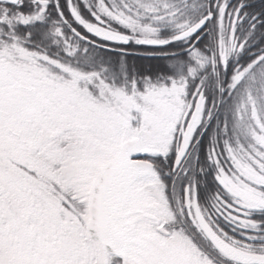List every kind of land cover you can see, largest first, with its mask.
Returning a JSON list of instances; mask_svg holds the SVG:
<instances>
[{
	"label": "snow or ice",
	"instance_id": "obj_1",
	"mask_svg": "<svg viewBox=\"0 0 264 264\" xmlns=\"http://www.w3.org/2000/svg\"><path fill=\"white\" fill-rule=\"evenodd\" d=\"M0 264H264V0H0Z\"/></svg>",
	"mask_w": 264,
	"mask_h": 264
}]
</instances>
